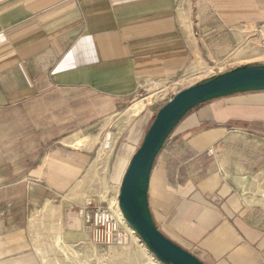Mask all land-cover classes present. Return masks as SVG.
Returning a JSON list of instances; mask_svg holds the SVG:
<instances>
[{"label":"crops","instance_id":"0c3cea01","mask_svg":"<svg viewBox=\"0 0 264 264\" xmlns=\"http://www.w3.org/2000/svg\"><path fill=\"white\" fill-rule=\"evenodd\" d=\"M237 1L0 0V264H42L36 198L66 195L96 162L75 147L85 127L250 49L258 13ZM173 137L151 177L157 228L204 264H264V206L241 200L264 186V92L199 106Z\"/></svg>","mask_w":264,"mask_h":264},{"label":"rangeland","instance_id":"374dc122","mask_svg":"<svg viewBox=\"0 0 264 264\" xmlns=\"http://www.w3.org/2000/svg\"><path fill=\"white\" fill-rule=\"evenodd\" d=\"M257 1L258 11L255 10ZM257 1L234 2L235 6L247 10L246 14L249 12L254 18L258 13L259 26L249 50L242 49L239 54L222 63L213 64L206 70L183 75L159 88L147 89L130 101L113 120L103 118L99 126L92 129L85 127L77 135L79 138L76 143L81 141L82 144H75V147L87 150L94 148L96 162L89 167L86 175L69 188L66 195L51 199L45 197L46 201L36 198L37 205L40 206L32 217L31 229L42 264H147L145 254L152 255L133 234L123 246L102 248L93 243L92 227L88 222L92 210L89 204L117 207L121 183L133 156L140 148L158 111L179 92L190 85L195 86L242 66L264 65V0ZM247 52L250 54L239 57ZM174 133L168 142L174 139ZM71 135L74 134H69ZM107 143L112 150H105V147L108 148ZM246 192L241 198L243 203L255 207L264 206L262 182L252 181ZM262 216L264 218V212ZM152 258L155 260L153 256Z\"/></svg>","mask_w":264,"mask_h":264},{"label":"water","instance_id":"95a60500","mask_svg":"<svg viewBox=\"0 0 264 264\" xmlns=\"http://www.w3.org/2000/svg\"><path fill=\"white\" fill-rule=\"evenodd\" d=\"M264 92V65H247L179 92L157 113L123 177L118 203L123 218L161 264H204L157 228L149 204L155 163L183 119L208 102Z\"/></svg>","mask_w":264,"mask_h":264},{"label":"built area","instance_id":"2783aa9c","mask_svg":"<svg viewBox=\"0 0 264 264\" xmlns=\"http://www.w3.org/2000/svg\"><path fill=\"white\" fill-rule=\"evenodd\" d=\"M164 84L167 85L169 83ZM90 206L92 210L88 216V222H90L92 227V239L95 245L102 248L123 246L126 244L127 238H129L131 234L136 236L135 232L131 230L126 220L123 218L119 203L117 207H102L89 204V207ZM142 245L144 244L142 243Z\"/></svg>","mask_w":264,"mask_h":264},{"label":"bare ground","instance_id":"6f19581e","mask_svg":"<svg viewBox=\"0 0 264 264\" xmlns=\"http://www.w3.org/2000/svg\"><path fill=\"white\" fill-rule=\"evenodd\" d=\"M134 111H136L135 110V108H132ZM107 145H108V148L107 147H105V150L106 149H110V150H112V148H111V146L107 143ZM117 206H118V202H117ZM137 241V240H136ZM138 242V241H137ZM58 245H59V241H58ZM146 255V261H147V264H161L158 260H154L153 258H152V256H150L149 254H145Z\"/></svg>","mask_w":264,"mask_h":264}]
</instances>
